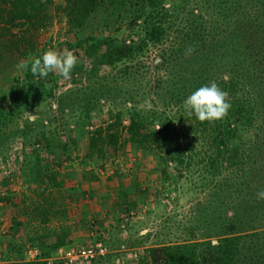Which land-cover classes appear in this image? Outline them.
Listing matches in <instances>:
<instances>
[{
  "label": "rangeland",
  "instance_id": "374dc122",
  "mask_svg": "<svg viewBox=\"0 0 264 264\" xmlns=\"http://www.w3.org/2000/svg\"><path fill=\"white\" fill-rule=\"evenodd\" d=\"M143 1L125 0L118 4L116 0H104V7L89 15L79 30L67 23L65 0H44L34 26L16 22L14 27H8L0 22V108L5 105L11 111L9 120L2 122L0 128V264L32 261L25 255L28 248L37 251L33 261L51 264L60 261L56 255L59 248L96 243L106 253L95 257L91 264L97 259L95 264H139L142 248L154 245L198 244L191 246L192 252L201 258L200 243L214 244L213 232L231 215L235 205L232 197L226 200L225 216L217 217L216 208L220 205L212 192L219 184L215 185L220 180L218 176L211 179V174L197 162L188 167L173 162L164 166L151 153L132 148L125 141L123 126L127 123L129 95L133 99L130 109L148 108L154 95L147 90H156L158 85L162 90L169 86L171 91L174 87L167 80L172 81L170 76L178 75V71L181 85L187 79H195L194 75L203 74L197 72L198 67L207 65V72L220 76L226 68L241 64L246 43L234 35L231 17L234 7L246 0H164L163 8L171 9L175 18L164 22L162 42L146 44L134 56L133 60L142 66L136 79L109 85V91L101 85L93 93L100 76L113 70L100 65L96 78L90 77L89 66L76 52L75 42L87 36L113 34L122 35L121 40L128 44L129 20L145 9ZM197 13L200 23L210 31L213 48L207 49L208 53L180 55L177 61H170L174 65L172 73L168 66L163 73L155 71L152 66L160 50L183 38L190 31L188 25L195 23ZM136 20L137 24L140 19ZM12 40L17 46L10 48ZM49 49H68L77 57L70 80L50 73L38 82L40 77L33 76L30 70L17 69L21 60L30 62ZM121 66L115 64L113 68L120 70ZM30 77L35 82L32 88L36 89L32 100L12 95L15 89L28 90L26 82ZM75 90L79 91L72 96ZM144 90L148 93H141ZM62 96L67 98L62 100L64 115L59 116L58 99ZM79 106L85 107L90 118L82 129L76 124L82 123ZM110 121L116 126V143L106 144L103 154L86 158L87 131ZM246 130L238 141L254 140V129ZM261 133L262 142L255 143L257 148L245 162L237 206H243L248 197L258 199L257 193L264 190V125ZM62 142L67 144L66 151L58 150ZM44 210L47 213L41 214ZM261 210L260 217L264 216ZM49 230L50 236H40Z\"/></svg>",
  "mask_w": 264,
  "mask_h": 264
},
{
  "label": "trees",
  "instance_id": "16d2710c",
  "mask_svg": "<svg viewBox=\"0 0 264 264\" xmlns=\"http://www.w3.org/2000/svg\"><path fill=\"white\" fill-rule=\"evenodd\" d=\"M43 1L0 0V22L8 27H14L16 22L25 24L26 27L34 26L33 21L38 18V8ZM124 1L116 0L118 4H122ZM163 1H143L145 9L134 14L129 20L131 25L127 28V36L130 37L128 44L121 40L122 35L113 34L98 38L87 36L75 42L76 52L83 55L86 65L89 66L88 72L90 73L88 75L90 77L96 78L100 65L108 66L113 70L100 76V84L96 89H93V93L97 92L101 85H104L109 91V85L116 86L118 81L136 79V74L142 66L133 60L134 56L140 52L142 46L146 44L158 45L162 42L166 30L164 22L175 18V15L170 12L171 9L163 8ZM104 5V0H65L63 11L68 25L79 30L86 18L103 8ZM180 8L183 9V7ZM196 17L195 23L188 25L190 31L185 33L183 38L171 42L169 46L160 50L157 56L158 60L152 66L155 71L163 73L168 66L172 73L171 67L174 68V65L170 61H177L180 55H185L189 46L197 49L190 56H198L197 52H207V49L213 48L210 43V31H207L200 23L202 20L198 13ZM231 18H233L234 32L231 31L236 38L239 37L241 42L246 43L241 53L244 56L241 64H234L232 67L226 68V72H221L220 76L207 72L210 71L207 65L203 68L198 67L196 68L197 72L200 70L203 74L194 75L195 79H187L188 81L181 85V74L178 71V75L170 76L173 77L172 81L170 78L167 80V83L174 87L171 91H169V86L162 90L158 85L155 87L156 90H151L153 87L147 90L154 95V99L149 100L150 107L148 108L136 109L133 107L130 109L133 99L129 95L130 106L126 110L127 123L123 128L125 141L132 148H140L146 153H151L164 166L167 162H173L180 167H185V165L188 167L191 163L197 162L201 163L205 172L208 171L211 174V179L218 176L220 180L216 181L215 185L219 184L212 192L214 200L220 205L216 208L217 217L225 216L227 199L234 198L235 205L231 207L232 213L225 218L224 224L221 223L218 231L213 232L216 237L215 243L210 244L209 241L200 243L203 251L201 258L196 257L192 252L194 249L191 246L198 244L154 245L142 248L139 264H264V216L260 217L261 208L264 210V199H261L260 202L259 199L248 197L242 204L243 206L236 205V202L239 203L237 199L238 185L243 179L245 162L247 158L250 160L251 151L257 148L255 143L260 144L263 137L261 132L262 125H264V0H246L244 4H238L234 7ZM136 19H140L137 24ZM245 38H250L251 41L250 39L245 41ZM10 44V48L17 46L14 40ZM237 53L235 57L238 56ZM176 63L178 64V62ZM115 64L122 65L120 70L113 68ZM189 75L191 76V73ZM41 81L43 82L44 78L40 77L38 82ZM212 81H215L223 91L229 94L228 100L231 108L227 117L223 120L203 123L195 116L188 117L183 107L185 99L196 89L210 85ZM26 83L29 91L15 89L12 95L15 93L17 97L32 100L31 95L36 91L35 88H32V83L35 82L30 77ZM78 91L72 92V96ZM141 93L148 92L144 90ZM65 98L67 96L58 99V105L61 106L58 112L59 116L64 115L62 100ZM78 105L79 103L75 106ZM78 109H81L78 111L79 114H82V123L76 124L78 128H81L82 125L90 123V118L85 107L80 108L79 106ZM10 116V109H7L5 105L2 106L0 108V128L2 122L9 120ZM116 117L118 120L119 116ZM118 121L120 122V120ZM250 127L254 129L255 142L253 139L238 141L241 139V133ZM115 129L116 126L111 121L104 122L103 126L89 129L86 134V158L90 159L94 153L103 154L106 144L116 143ZM21 133L22 131H18V134ZM70 135L72 136L71 133ZM73 138H70V143L74 147ZM81 138L82 136L79 139ZM194 143H197L198 146H193ZM58 150L66 151L67 144L62 142L60 145L59 143ZM46 213V210L41 212V214ZM50 232L49 230L40 236L43 238ZM208 234L206 233V235ZM59 245L60 243L51 250ZM95 261L92 263L95 264ZM11 264L48 263L45 261H17ZM51 264L61 263L54 261Z\"/></svg>",
  "mask_w": 264,
  "mask_h": 264
},
{
  "label": "clouds",
  "instance_id": "9594fccd",
  "mask_svg": "<svg viewBox=\"0 0 264 264\" xmlns=\"http://www.w3.org/2000/svg\"><path fill=\"white\" fill-rule=\"evenodd\" d=\"M195 49L189 46L185 56H190ZM77 57L68 49H49L42 56L30 62L21 60L17 69L29 71L33 76L47 78L50 73H56L64 80H70L76 67ZM228 92L223 91L215 81L210 85L201 86L192 92L184 101L183 107L188 117L195 116L200 122H214L227 117L231 108ZM160 129V128H159ZM258 199H264V190L257 193Z\"/></svg>",
  "mask_w": 264,
  "mask_h": 264
},
{
  "label": "built area",
  "instance_id": "2783aa9c",
  "mask_svg": "<svg viewBox=\"0 0 264 264\" xmlns=\"http://www.w3.org/2000/svg\"><path fill=\"white\" fill-rule=\"evenodd\" d=\"M104 253H106L105 248L100 243H96L93 246L85 245L74 248H59L56 251L58 260H60L63 264H88L95 257L102 256ZM25 255L33 261L36 259L38 254L35 249L28 248L25 251Z\"/></svg>",
  "mask_w": 264,
  "mask_h": 264
},
{
  "label": "crops",
  "instance_id": "0c3cea01",
  "mask_svg": "<svg viewBox=\"0 0 264 264\" xmlns=\"http://www.w3.org/2000/svg\"><path fill=\"white\" fill-rule=\"evenodd\" d=\"M80 234V233H79ZM82 234V233H81ZM83 236V235H82Z\"/></svg>",
  "mask_w": 264,
  "mask_h": 264
}]
</instances>
